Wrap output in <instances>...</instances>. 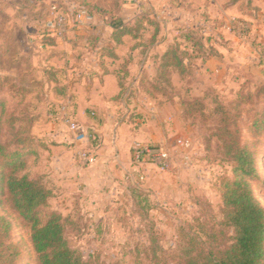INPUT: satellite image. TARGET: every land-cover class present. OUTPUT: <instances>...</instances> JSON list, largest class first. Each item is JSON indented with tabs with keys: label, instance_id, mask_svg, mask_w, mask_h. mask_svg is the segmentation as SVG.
Instances as JSON below:
<instances>
[{
	"label": "rangeland",
	"instance_id": "374dc122",
	"mask_svg": "<svg viewBox=\"0 0 264 264\" xmlns=\"http://www.w3.org/2000/svg\"><path fill=\"white\" fill-rule=\"evenodd\" d=\"M11 1L0 0V142L21 152V159L27 161L22 174L41 179L51 189L42 221L51 212H59L70 246L85 260L93 264H183L191 237H199L194 240L198 242L212 239L224 243L231 230L221 224L222 192L225 180L234 178L233 144L247 145L254 151L257 173L246 178L264 206V47L256 40L250 17H235L247 34L239 35L232 29L234 17L225 28L231 36L221 33L216 38L205 33L207 44L211 39L244 43L237 63L225 46V74L211 76L207 91L199 60L184 75L173 72V102L161 95L150 98L156 105L169 106L161 117L164 141H151L170 151L168 167L149 161L135 164L133 160L132 169L107 178L96 195L81 199L75 193L63 201L61 186L52 177L51 162L65 143L62 133L70 130L67 119L73 114V99L63 66L68 60L65 54L81 58L85 51L80 44L84 38L76 33L82 27L71 21L64 35H50L45 27L50 7L58 4L66 11L64 0H33L38 16L31 21L19 18ZM107 1L97 0L104 8ZM141 1L147 10H159V2L152 7ZM109 19L102 17L104 22ZM154 30L146 27L141 40H149ZM175 32L164 28L162 37L170 36L171 42ZM55 39L59 44L54 47L50 40ZM137 95L136 99H146L143 93ZM81 129L90 133L85 126ZM185 139L190 145L178 143ZM1 217L11 224L8 243L14 242L20 251L16 264H41L31 240L30 223L0 191ZM2 231L0 228V241L5 238Z\"/></svg>",
	"mask_w": 264,
	"mask_h": 264
},
{
	"label": "crops",
	"instance_id": "0c3cea01",
	"mask_svg": "<svg viewBox=\"0 0 264 264\" xmlns=\"http://www.w3.org/2000/svg\"><path fill=\"white\" fill-rule=\"evenodd\" d=\"M94 1L98 4L97 0ZM112 1H107L105 9L111 10ZM146 1L152 7L155 2H159V10H147L141 0H124L121 16L125 22L143 13L152 19L155 25L148 22L145 25L159 28L158 39L154 44L149 45L147 40H141L142 37L136 39L129 34L117 41L109 21L104 22L101 16L95 15L76 32L84 38L80 43L85 47L81 58L65 54L68 60L63 67L64 72H67L66 81L71 82L69 95L73 99L71 117L80 127L85 126L90 132L96 133L99 144L95 161L82 166L77 160L79 143L68 128L62 133L65 143L54 153L51 171L52 177L61 186L63 201H68L75 193L81 199L96 195L101 192L107 178L132 169L133 146L136 142L164 141L161 117L166 114L169 106L158 107L147 96V100L136 99L138 80L145 72L149 77L154 75L152 55L163 54L170 43V36L162 37L164 28L176 30L175 37L179 34V28H203L204 33H213L216 38H220L221 33L229 37L231 33L225 28H228L231 18L246 16L254 21L256 40L264 47V0H253L251 6L247 2L228 6L227 0ZM95 37L99 40L96 48L93 47ZM211 40L217 54L205 61L201 58L194 61L198 65L196 63L200 60L203 66L201 75L206 78L202 79V83L207 86L206 90L210 88L208 83L211 76L221 77L225 74L228 55L237 63L244 47V43L240 44L236 39L221 43ZM50 44L55 47L59 40H50ZM226 45L228 55L225 52ZM106 50L111 54L105 53ZM59 55L62 56V53ZM119 78L125 82V88L121 86ZM216 80L222 82L221 79Z\"/></svg>",
	"mask_w": 264,
	"mask_h": 264
},
{
	"label": "trees",
	"instance_id": "16d2710c",
	"mask_svg": "<svg viewBox=\"0 0 264 264\" xmlns=\"http://www.w3.org/2000/svg\"><path fill=\"white\" fill-rule=\"evenodd\" d=\"M79 7L87 9L92 16H109V24L114 29L115 40L120 41L123 35L141 38L146 30L145 22L155 25L146 14H139L134 20L125 22L121 16L124 0H113L111 10L105 9L94 0H68ZM16 15L26 21L37 18L33 0H12ZM247 2L251 6L253 0H227V5ZM159 28L147 40L149 45L158 39ZM92 39V36H90ZM93 47H97L98 38L93 39ZM104 51V49H103ZM105 53L111 54L108 50ZM217 51L212 43L207 44L203 28H179V34L168 43L163 54H153L151 61L154 75L149 77L145 72L138 80L137 91L148 98L157 96L171 97L173 102V72L181 75L190 72L195 59L204 61ZM125 88V82L119 78ZM169 89V90H168ZM207 91V90H206ZM209 94L204 92L203 95ZM161 107L163 103H157ZM235 148L234 178L225 180L223 184V220L224 228H230V236L218 243L211 239L194 241L199 237H191L187 249V257L183 264H264V206L256 199L253 189L246 177L257 173V159L254 151L247 145ZM21 152L10 150L0 142V191L8 196L13 208L30 223L31 240L41 264H93L85 260L81 253L73 249L66 233L63 217L53 211L42 221V211L49 204L52 195L50 188L39 178L22 172L27 161L21 159ZM6 170L8 172H6ZM11 224L5 218L0 219V228L5 238L0 241V264H16L20 251L14 242L8 243ZM212 238H216L212 236ZM204 244H208L205 247ZM99 264V263H95Z\"/></svg>",
	"mask_w": 264,
	"mask_h": 264
},
{
	"label": "built area",
	"instance_id": "2783aa9c",
	"mask_svg": "<svg viewBox=\"0 0 264 264\" xmlns=\"http://www.w3.org/2000/svg\"><path fill=\"white\" fill-rule=\"evenodd\" d=\"M64 4L70 12L61 9L58 4H53L50 7V16L46 20L45 27L53 36L64 35L71 21H73V25L82 27L92 17L87 9L79 7L75 2L64 0ZM231 22L232 29L237 34L249 33L246 28L242 27L240 20L235 18ZM67 123L70 131L74 133L75 140L79 143V150L77 152L78 163L82 166L93 163L97 156L99 144L97 134L94 132H84L72 117L67 119ZM178 143L182 146L190 145V141L186 139L178 140ZM133 160L135 164H143L149 161L162 168H166L170 164L171 153L167 148L154 145L150 142H136L133 146Z\"/></svg>",
	"mask_w": 264,
	"mask_h": 264
}]
</instances>
